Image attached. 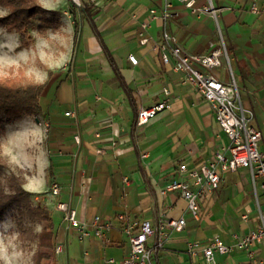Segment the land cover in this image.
I'll use <instances>...</instances> for the list:
<instances>
[{
  "label": "crops",
  "instance_id": "crops-1",
  "mask_svg": "<svg viewBox=\"0 0 264 264\" xmlns=\"http://www.w3.org/2000/svg\"><path fill=\"white\" fill-rule=\"evenodd\" d=\"M45 1L40 4L60 7L57 22L66 23L68 56L40 81L45 84L40 113L5 123L2 152L11 165L29 172L24 188L50 208L54 253H63L66 264L121 259L129 243L118 213L151 224L159 217L182 216L185 227L151 252L152 264H205L200 251L197 257L188 254V242L204 244L219 237L232 244L264 222L260 179L253 181L245 167L220 173L218 188L199 201L198 219L186 211L178 193H160L180 163L199 168L227 143L208 103L181 82L171 57L162 61L156 48L161 19L145 30L147 42L139 41L140 23L164 0ZM170 2L174 16L167 30L186 53L206 55L222 39L248 123L261 132L264 151V0H256L257 13L250 11L252 0H194L197 7L211 3L218 9L216 17ZM211 71L220 81L230 80L225 57ZM162 100H167L162 112L136 124L139 108ZM54 182L56 195L50 192ZM58 202L74 209L80 221L100 217L108 224L109 240L91 234L80 242L56 209ZM251 252H216L215 264H264V239Z\"/></svg>",
  "mask_w": 264,
  "mask_h": 264
},
{
  "label": "built area",
  "instance_id": "built-area-1",
  "mask_svg": "<svg viewBox=\"0 0 264 264\" xmlns=\"http://www.w3.org/2000/svg\"><path fill=\"white\" fill-rule=\"evenodd\" d=\"M192 12L207 13L216 17L218 9L211 3L200 7L195 6L194 0H176ZM170 0H164L160 8H151L148 13V20L140 23L138 35L140 43L145 44L148 38L145 30L150 23L161 19L162 32L161 40L156 48L160 53L163 62L173 59V69L182 73V83L191 85L205 102L210 106L213 115L227 136V143L222 145L207 161L199 168L188 169L185 163H180L172 180L161 190L162 195L176 192L185 200L186 211L195 219L200 217L199 201L213 193L221 181L220 173L234 170L238 167H245L249 170L253 181L260 179V188L264 199V151L260 149L261 132L248 123V116L241 101L240 89L233 77L232 70L228 63L226 47L220 39V46L206 55L186 53L176 42L175 37L167 30V23L174 16L171 11ZM250 11L259 12L256 0H252ZM221 57L227 61V69L230 76L228 82H223L212 73V69L221 65ZM132 64L137 63L134 55H129ZM163 92L169 94L168 89ZM167 106V100L157 102L150 107H141L137 110L136 124L142 125L162 112ZM66 115H72L67 111ZM79 141L78 136L75 137ZM50 192L56 195L59 192L57 183H52ZM56 209L61 212L63 220L74 229L78 240L84 241L93 234L103 242L109 239L106 237L108 224L102 222L100 217L95 216L91 222L80 221L76 218L75 210L66 203H56ZM246 216L244 215L243 218ZM116 218L121 222L122 230L127 236L129 251L121 259L114 257L105 258L103 264H152L151 252L164 247L173 232L181 231L185 227V219L159 217L155 224L149 221L132 220L126 212H120ZM152 238L153 243L148 244ZM264 239V222L262 221L256 229L248 234L237 237L232 244H225L219 237H213L207 243L190 241L187 243V252L192 257H197L198 252L202 253L205 264H215L214 255L228 253L233 250H247L250 254L251 247ZM61 247L57 246L56 251ZM258 264H263L258 262Z\"/></svg>",
  "mask_w": 264,
  "mask_h": 264
},
{
  "label": "rangeland",
  "instance_id": "rangeland-1",
  "mask_svg": "<svg viewBox=\"0 0 264 264\" xmlns=\"http://www.w3.org/2000/svg\"><path fill=\"white\" fill-rule=\"evenodd\" d=\"M42 6L57 13L54 17L47 13L52 23L45 34L32 32L35 43L30 48L19 49L17 34L0 26V77H16L24 83H40L49 71L66 62L69 44L68 35L65 34L66 23L57 22L61 14L60 7ZM6 13L7 10L0 5V16ZM9 170L17 172V168L10 163ZM8 174V169H4L1 178L3 183ZM32 202L35 206L42 204L34 197ZM53 220H56V215ZM41 229L42 225L32 219L25 209H8L0 221V264H36V260L41 264H66L63 253L56 255L53 250L48 253V249L38 248L36 233Z\"/></svg>",
  "mask_w": 264,
  "mask_h": 264
},
{
  "label": "trees",
  "instance_id": "trees-1",
  "mask_svg": "<svg viewBox=\"0 0 264 264\" xmlns=\"http://www.w3.org/2000/svg\"><path fill=\"white\" fill-rule=\"evenodd\" d=\"M7 13L0 16V26L15 32L18 36V48H30L35 43L33 31L45 34L52 23L50 13L56 16V11L43 8L38 0H0ZM85 10V9H84ZM37 16H40L39 18ZM37 18V19H36ZM45 84L24 83L16 77H0V221L6 211L13 207L25 209L29 216L42 225L36 233L38 248L54 252V231L50 208L45 204L35 206L32 202L34 194L24 188L27 170L17 168V172L9 170V163L2 154V137L5 123L17 120L25 115L40 113V96ZM137 116V113H136ZM8 169V175L1 181L3 170ZM7 190V191H6ZM36 264H41L36 260Z\"/></svg>",
  "mask_w": 264,
  "mask_h": 264
}]
</instances>
